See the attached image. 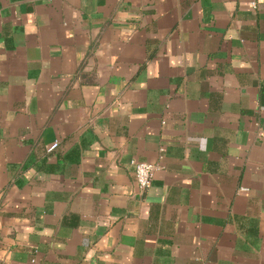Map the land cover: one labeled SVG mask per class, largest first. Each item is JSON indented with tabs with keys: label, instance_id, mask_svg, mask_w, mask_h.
I'll return each instance as SVG.
<instances>
[{
	"label": "crops",
	"instance_id": "obj_1",
	"mask_svg": "<svg viewBox=\"0 0 264 264\" xmlns=\"http://www.w3.org/2000/svg\"><path fill=\"white\" fill-rule=\"evenodd\" d=\"M0 264H264V0H0Z\"/></svg>",
	"mask_w": 264,
	"mask_h": 264
},
{
	"label": "built area",
	"instance_id": "obj_2",
	"mask_svg": "<svg viewBox=\"0 0 264 264\" xmlns=\"http://www.w3.org/2000/svg\"><path fill=\"white\" fill-rule=\"evenodd\" d=\"M252 5L255 6V1L252 2ZM59 145V141L56 139L54 140L50 146L49 150H54ZM164 148H162L163 150ZM134 168V173L136 176L139 192L141 194L149 187L151 181L153 179L155 171L160 167L158 162L142 160L132 158L130 160Z\"/></svg>",
	"mask_w": 264,
	"mask_h": 264
}]
</instances>
